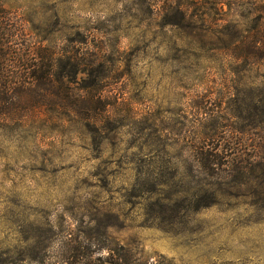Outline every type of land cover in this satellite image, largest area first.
Masks as SVG:
<instances>
[{
  "label": "rangeland",
  "instance_id": "374dc122",
  "mask_svg": "<svg viewBox=\"0 0 264 264\" xmlns=\"http://www.w3.org/2000/svg\"><path fill=\"white\" fill-rule=\"evenodd\" d=\"M0 1L61 88L0 120V264H264V0Z\"/></svg>",
  "mask_w": 264,
  "mask_h": 264
},
{
  "label": "trees",
  "instance_id": "16d2710c",
  "mask_svg": "<svg viewBox=\"0 0 264 264\" xmlns=\"http://www.w3.org/2000/svg\"><path fill=\"white\" fill-rule=\"evenodd\" d=\"M261 35L264 38V29ZM261 42L264 50V39ZM56 59L53 51L27 41L21 19L0 1V120L21 119L29 110L32 112L40 106L45 98L61 93L54 78ZM209 160L213 164L218 162ZM52 255L45 245L34 255L26 253L25 264H91L73 260L64 253L63 260L58 262ZM109 257V264H136L126 249L116 257L113 253Z\"/></svg>",
  "mask_w": 264,
  "mask_h": 264
}]
</instances>
